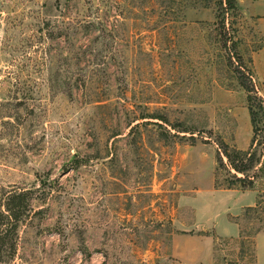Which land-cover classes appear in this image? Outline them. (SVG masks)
Instances as JSON below:
<instances>
[{"label": "rangeland", "instance_id": "374dc122", "mask_svg": "<svg viewBox=\"0 0 264 264\" xmlns=\"http://www.w3.org/2000/svg\"><path fill=\"white\" fill-rule=\"evenodd\" d=\"M231 1L0 0V264L264 260V22Z\"/></svg>", "mask_w": 264, "mask_h": 264}, {"label": "trees", "instance_id": "16d2710c", "mask_svg": "<svg viewBox=\"0 0 264 264\" xmlns=\"http://www.w3.org/2000/svg\"><path fill=\"white\" fill-rule=\"evenodd\" d=\"M228 9L233 10L234 5L231 0H227V6ZM64 23V22H63ZM70 24H68L70 29H74L77 25L81 24L82 22L74 24L73 21H69ZM86 25L90 24L89 22H85ZM238 57V56H237ZM88 63V62H87ZM251 80V78H250ZM241 85L244 88V90L249 94L253 92L252 88L247 86V83L245 80L241 79ZM255 99V97H248L247 101L250 102L248 105V112L250 116V122L252 126L254 127L253 123L255 121V113L253 111L252 102ZM256 108L259 110V112L264 114V108L260 105L259 101L256 104ZM264 130V129H263ZM261 130V131H263ZM257 131V129H255ZM254 135V130H253ZM254 140V137L252 138V142ZM251 142V143H252ZM225 152L224 155L228 160L231 158L227 154V151L229 150V147L224 144L223 145ZM232 153H234L235 156H241L244 159H248L247 161H250L249 158H246L247 156L250 157V154H246L245 152H239L237 150H232ZM219 163H222V160H218ZM245 170V167L242 166V168L235 169L237 173H243ZM237 182L241 181L240 178H236ZM28 192H16V191H9L5 194H2L1 202H0V263L3 261V257L11 258L14 256L17 250V239H18V229L19 224L21 223L22 219L29 214V206L27 204V197ZM259 199L257 200L255 207L248 208L247 210H253L260 206Z\"/></svg>", "mask_w": 264, "mask_h": 264}, {"label": "crops", "instance_id": "0c3cea01", "mask_svg": "<svg viewBox=\"0 0 264 264\" xmlns=\"http://www.w3.org/2000/svg\"><path fill=\"white\" fill-rule=\"evenodd\" d=\"M251 2L252 6V15L254 17H258L256 22H264V0H249V3ZM253 200V199H252ZM250 203V202H249ZM264 236V234H259L256 237V244L259 239ZM257 247V246H256ZM256 249V248H255ZM257 250V249H256ZM256 253V251H255ZM256 264H264V260L261 258L260 255L256 253Z\"/></svg>", "mask_w": 264, "mask_h": 264}, {"label": "built area", "instance_id": "2783aa9c", "mask_svg": "<svg viewBox=\"0 0 264 264\" xmlns=\"http://www.w3.org/2000/svg\"><path fill=\"white\" fill-rule=\"evenodd\" d=\"M262 107L264 108V98L262 97V102H261Z\"/></svg>", "mask_w": 264, "mask_h": 264}]
</instances>
